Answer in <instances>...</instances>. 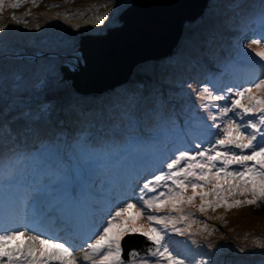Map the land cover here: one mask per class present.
Listing matches in <instances>:
<instances>
[{
	"label": "rangeland",
	"instance_id": "1",
	"mask_svg": "<svg viewBox=\"0 0 264 264\" xmlns=\"http://www.w3.org/2000/svg\"><path fill=\"white\" fill-rule=\"evenodd\" d=\"M7 1L13 4V0H4V8L0 11V28L7 25L6 30L0 32V131L2 127L6 126L7 121L16 117H19L18 120L24 119V121L29 119L31 115L25 112L29 108L35 109L41 102H44V104L40 119L32 121L33 124L29 123V127L35 126L36 128L37 124L44 123L42 115L57 117L64 112H68V120L62 123L67 130L73 129L74 126L92 115H95V120L104 122L111 120L115 115L120 117L127 106L133 104V102L150 105V103L160 98H167L166 95L157 96L156 92L172 95L174 92L179 91V88H189L184 94L195 99L196 104L199 106L203 103V101L197 100V94L206 86L194 91V89H190L189 85L178 84L182 79L176 73L183 71L188 66L186 62L180 63L181 56L175 58L174 62L170 60L172 57L170 55L162 59L156 58L143 61L135 67L128 81L101 92H79L73 86L72 78L66 77L67 74L72 75L71 73L78 69V59H82L81 36L90 33L91 29H105L120 24L119 15L130 4L131 0H24V4L21 5L23 11L12 8ZM77 13H80V16H76ZM13 14L21 23L12 20ZM231 14L233 17H230ZM67 17L74 19L63 21ZM85 17L87 19L80 20ZM236 18L235 10L231 7V0L209 1V6L202 17H199L196 21L186 22L182 37L178 41L180 49H177L179 50L177 53L183 54L184 51H195L196 49H203L205 45L209 46L210 43L207 40L212 34H225V41L229 42L230 36L227 34L232 36L235 31L236 27L232 26L231 21L233 19L236 23ZM101 19H103L102 24L99 23ZM25 21L27 26H25ZM216 23L220 24L221 29L225 27V31L216 32L213 27V24ZM37 26L39 27L37 28ZM261 29H264V23L259 27V30ZM246 31L244 30L243 33L238 34L237 37L235 36L236 39L232 43L237 51L245 54L246 52L243 51H247L246 55L240 54L242 57L241 64L251 66L256 61L264 62L255 55V51L264 50V40L260 45H253L249 49L247 45L250 41L261 38V35L248 37L245 33L246 38L244 35ZM241 35L242 39L240 40ZM198 41L199 43L196 44ZM189 69L194 70V68ZM65 71H67L66 74ZM190 76L188 77L191 79L190 84L197 88L202 75L191 72ZM247 76H249V73L245 75V77ZM261 79H264V73L255 82L245 80L235 83L234 79L226 78L223 91H216L220 89L222 84L214 86L216 89L208 84L207 88L213 94H219L225 92L228 88L243 90L247 87H253L254 94L261 97L264 96V91L257 90L254 87ZM95 93L107 95L102 98L101 101H104V103L101 106L96 102V108H98V105L103 108L100 111L96 109L92 111L91 105H88V102L94 98L98 101L99 98L96 95H91ZM243 102L247 103V99ZM69 106L71 108L68 109ZM149 108L144 109V111ZM201 113L204 117H207L204 111L201 110ZM232 115V113H229L230 117ZM224 119L226 120L227 117ZM44 125L46 127L45 123ZM53 125L55 126L56 123L51 120V126ZM205 132L200 134L198 140L205 145H210L216 135L210 131L209 125L205 128ZM64 136L66 137V135ZM187 138L179 143L180 147L176 149L177 152L186 150ZM132 139L139 141L136 136ZM172 145L176 144L173 143ZM105 146L106 144H104ZM168 147L161 145L158 147V151L168 153ZM77 148L79 157L89 155L92 151L85 145L80 146L77 144ZM151 152L135 150L130 152L128 157H136L134 158V165L139 169L138 166L147 165V161H151L150 159L156 157ZM105 153V151L101 153L104 162L106 158L109 161L108 163L113 159L118 160L121 158L120 154L113 157L112 155H105ZM140 153L151 154L137 157ZM90 155V161L82 163L74 155L70 156L71 163L66 157L59 158L56 164L62 165L64 169L72 170L71 167H76L78 164L79 167L71 175H63L56 181V184L51 183L46 177L39 178L38 169L33 170L28 178L30 185H35V188L28 196L24 195L22 188H15L11 196L12 206L9 201L10 196H8V199L0 207V212L6 215L5 218H9L10 221H6L0 213V225L4 229L28 227L34 229L37 233H44L45 238H55L60 242L68 240L72 243L75 257L82 259L85 252L81 246L100 232L116 207L123 206L124 202L129 199L136 201L139 194V185L151 175L145 167L139 169V174L142 177H136L138 170L135 172L133 175L135 182H127L120 177L119 184L122 188V195L119 196L118 192H113L114 195H111V198L109 195L110 199L99 203V208H106L97 212L95 206L98 204L88 196V186L86 184L88 175L90 176L95 171L97 166L94 164L98 163L101 156L99 153ZM47 159V161H50L52 157ZM165 162H162L156 172L163 170ZM236 167L232 166L230 170H236ZM18 182L20 181L17 177L12 176L9 183L18 186ZM109 185L110 181L104 184V188L109 187ZM4 189L8 192L7 188ZM188 194H191L190 189ZM234 199H244V197H228V202L232 203ZM107 203L109 204L105 205ZM199 204L200 200L197 199V207ZM139 206L138 203L137 207ZM10 210L12 211L8 215ZM184 211L189 214L194 213V215H190L187 222H179L176 225L177 228L186 230L185 234L181 235L168 231L166 240L170 250L180 258L185 259L186 264L196 259H204L199 251L205 249L206 246L203 242L207 240L221 243L218 251H221L222 258L220 257V259L224 263L227 261L233 262L235 259L242 260L244 258L242 255H251L255 260L258 256L261 257L260 254H263L264 203L259 204V206L244 204L230 210L226 207H219L215 210L208 209L203 214L197 208L185 205ZM135 212L136 209L129 210L126 216L132 217ZM169 212L170 209H166L162 213L151 214L166 215ZM99 213H101V216L98 218ZM171 215L178 217L180 213L173 212ZM47 220V224L43 225V222ZM41 223L42 226H40ZM135 223L140 225L147 222L138 218ZM205 223L208 226L207 230L204 229ZM213 224H216V227H213ZM188 225H191L190 229ZM168 227L171 229L172 225L170 224ZM137 241H133L131 236L126 240L125 247H134L133 244L140 246L141 243ZM225 247H228V249ZM77 248H80V250H76ZM180 252L186 255L183 257L178 254ZM143 257V255L140 256V258ZM50 264H59V262L51 261ZM137 264H139V258ZM257 264H264V260L257 259Z\"/></svg>",
	"mask_w": 264,
	"mask_h": 264
},
{
	"label": "snow or ice",
	"instance_id": "2",
	"mask_svg": "<svg viewBox=\"0 0 264 264\" xmlns=\"http://www.w3.org/2000/svg\"><path fill=\"white\" fill-rule=\"evenodd\" d=\"M21 2L16 0L11 7H19ZM3 8L4 0H0V11ZM12 20L21 23L14 14ZM24 23L27 26V22ZM99 23L102 24L103 19ZM6 28L7 25L0 28V32ZM262 40L264 36L252 39L247 47L260 45ZM255 55L264 60V50L255 51ZM254 87L264 91V79ZM245 99L247 103L243 102ZM197 100L203 101L200 109L212 122L209 127L218 130L212 143L197 142L193 150H179L165 162L163 170L144 179L136 201L129 199L123 206L116 207L100 232L81 246L85 252L82 259L75 257L73 246L67 241L45 238L44 233L28 227L4 229L0 225V264H50L51 261L59 264H137L138 258L139 264H186L185 259L170 250L166 241L168 231L185 234L186 230L176 227L177 223L187 222L190 215H194L185 213V205L203 214L219 207L230 210L244 204L259 206L264 203V96L255 95L253 87L228 88L219 94L205 87L197 94ZM222 101L225 103L221 104ZM229 113L233 115L230 117ZM232 166H237L236 170H230ZM132 182H135L134 177ZM237 196L244 199L228 202V197ZM213 197L215 199H211ZM197 199L200 200L198 207ZM132 209H136L135 215L126 216ZM166 209H170L166 215L151 214ZM173 212L180 215L173 216ZM138 218L147 223L136 225ZM207 227L205 223L204 229ZM129 234H140L150 242L152 247L143 258L135 251L124 255L123 241Z\"/></svg>",
	"mask_w": 264,
	"mask_h": 264
},
{
	"label": "trees",
	"instance_id": "3",
	"mask_svg": "<svg viewBox=\"0 0 264 264\" xmlns=\"http://www.w3.org/2000/svg\"><path fill=\"white\" fill-rule=\"evenodd\" d=\"M13 3H16V0H13ZM9 4L11 3L9 2ZM23 4L24 0L17 7L20 9L17 11H23V7L21 6ZM231 7L235 10V15L237 16L236 23L233 19L231 21L233 23L232 26L236 27L232 36L237 37L239 31L243 29L248 31L247 34L249 36H257L256 28L264 22V0H231ZM79 14L77 13L76 16ZM230 17H233L232 14ZM72 19L74 18L67 17L63 21H70ZM85 19L87 18L85 17L80 20L83 21ZM213 27L216 32L225 31L224 29H226L225 27L221 29L219 23L213 24ZM227 35L230 38L232 37L230 34ZM261 35H263V32ZM225 39V34H212L207 40L210 43L209 46L205 45L203 49H196L195 51H184L183 54L177 53L179 52L177 49H180V43H178L173 52L166 55L172 56L170 59L172 62L175 61V58H180L178 56H181L180 63L186 62L188 65L183 71L176 73L182 79L178 84L189 85L190 89L196 91L204 86L207 87V84L216 89L214 86L225 82L227 77H222L221 74L227 72V75H229L228 73L233 71L235 63L242 59L240 54H247V51H243L246 54L237 51ZM198 43L199 41L196 44ZM189 68H194V70L192 71ZM239 68L244 72H250V79L254 80L260 79L259 74L264 73V64L253 68H249L248 66H239ZM191 72H197L202 75L201 82L197 88L190 84L191 79L188 77H191ZM188 89L179 88V91L174 92L172 95L156 92L157 96L166 95L167 98H160L150 103V105L133 102V104L127 106L120 117L115 115L111 120L104 122L95 120V115H92L69 130L62 125V123L68 120V112H64L57 117L42 115V121L46 124V127L44 123L37 124L36 128L35 126L29 127V123L33 124L32 121L40 119L44 102L38 104L35 109L29 108L25 112L31 115L29 119L25 120L28 123L24 119L18 120L19 117H16L7 121L6 126L2 127L0 131V196H3V193L11 196V192L15 188H22L24 195L28 196L33 191L32 189L35 188V185H30L28 176L35 169H38L39 178L46 177L51 183L56 184V181L63 175L69 176L79 167L78 164L76 167H71L72 170L64 169L62 165L56 164L59 158L66 157L71 163L72 159L70 156L74 155L82 163L89 162L91 158L90 154L96 153H99L101 159L98 160V163L94 164L97 166L95 167V171L90 176L88 175V196L94 201H98L99 199L103 201L110 199L107 195H112L114 194L113 192L121 194L118 183L120 177H124L129 181L134 174L133 159L136 157L129 158L130 152L135 150L153 151L151 153H154L156 157L147 162L146 168L149 170V173H154V168H158L162 162L169 160L177 153L176 149L180 147L179 143L185 140L186 137H188L186 150H193V144L201 142L198 140V131L204 130L207 126L206 123L211 124L212 122L203 116L200 106L196 104V100L184 94ZM216 91L219 92L220 90ZM91 95H96L99 98L98 101L96 98L90 102L87 101L88 105H91V110H102L103 108H100V106L104 101L101 100L107 95L97 93ZM96 102L100 105H98L99 109L96 108ZM151 106L153 107L150 109L149 107ZM147 108L149 109L144 111ZM51 120L55 121V126H51ZM215 131L216 129L212 128V132ZM135 136L139 141L132 139ZM173 143L176 145H172ZM77 144L80 146L85 145L92 151L89 155L79 157ZM104 144H106L105 147ZM161 145L165 147L169 146L167 148L169 149L168 153L158 151V147ZM104 151L106 152L105 155L115 157L120 154L121 158L118 160L113 159L110 163H108L109 161L106 158L104 162L102 159L103 155L101 154ZM151 153H140L137 157L139 155H150ZM48 157H52V159L47 161ZM100 164L101 166H99ZM12 176H16L20 181L19 186H14L13 184L12 187L9 183ZM107 176H111L109 180ZM107 181H110V186L104 188V184ZM4 188H7L8 192ZM5 199L6 197H0V203ZM212 226L216 227V224ZM211 229L209 230L211 231ZM203 244L206 247L199 252L203 255L204 259H196L189 264H197V262L203 264L205 261L207 264H257V259L264 260V252H262L263 254H260L261 257L258 256L259 258L257 257L255 260L251 255H242L244 257L242 260L235 259L233 262L227 261L228 263H224L220 259V257L222 258L221 251H218L221 243L207 240ZM225 248L228 249V247Z\"/></svg>",
	"mask_w": 264,
	"mask_h": 264
},
{
	"label": "water",
	"instance_id": "4",
	"mask_svg": "<svg viewBox=\"0 0 264 264\" xmlns=\"http://www.w3.org/2000/svg\"><path fill=\"white\" fill-rule=\"evenodd\" d=\"M209 1L131 0L119 15L120 24L91 29L81 36L82 59H78V69L66 77L84 93L101 92L128 81L139 63L171 54L185 23L202 17ZM131 236L141 245L126 248ZM123 245L125 256L130 251L141 255L152 247L140 234L127 235Z\"/></svg>",
	"mask_w": 264,
	"mask_h": 264
},
{
	"label": "bare ground",
	"instance_id": "5",
	"mask_svg": "<svg viewBox=\"0 0 264 264\" xmlns=\"http://www.w3.org/2000/svg\"><path fill=\"white\" fill-rule=\"evenodd\" d=\"M232 38H233V36H232ZM47 222H48V220L46 221V222H43V225H46L47 224ZM63 222V221H62ZM43 227H45V226H43ZM59 240H61V239H59ZM64 241H68V240H64ZM69 242V241H68ZM69 244H71L72 245V243H70L69 242Z\"/></svg>",
	"mask_w": 264,
	"mask_h": 264
}]
</instances>
